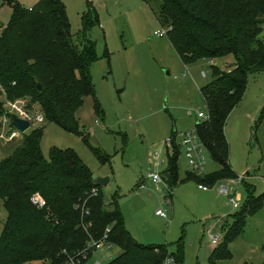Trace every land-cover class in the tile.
Segmentation results:
<instances>
[{
	"label": "rangeland",
	"instance_id": "1",
	"mask_svg": "<svg viewBox=\"0 0 264 264\" xmlns=\"http://www.w3.org/2000/svg\"><path fill=\"white\" fill-rule=\"evenodd\" d=\"M17 1L31 8L39 0ZM63 2L73 34L83 27L82 16L88 8L98 18L89 30V38L96 42L97 49V58L90 68L95 94L85 96L76 112L79 130L86 140L46 119L25 133L43 127L41 149L46 159L54 147L70 148L91 169L95 179L108 177V183L100 186L106 207L111 208L115 197L127 230L138 242L163 245L175 254L180 252L183 264H210L211 249L217 246L210 235L219 234L220 241L224 240L225 231L250 195L264 193V148L259 141L264 70L249 74L247 90L227 122L230 162L238 178L222 180L208 190L200 189L191 178L179 182L170 194L165 181L156 183L149 175H162L167 167L174 129L179 144L180 179L193 172L179 136L195 129L197 111L207 110L201 89L213 80V66L224 71L237 68L234 56L184 63L170 42L167 28L158 19L161 0ZM12 13V6L0 0V25H6ZM161 31L166 34L158 35ZM259 37L264 40V24ZM16 99L26 100L32 112L44 116L39 103L32 101L29 94L9 97L0 86L4 111ZM2 122L0 116V135ZM9 129L6 124L4 130ZM22 142L23 133L12 140L0 137V160ZM205 155V173L209 174L219 164L208 151ZM223 185L240 196L239 209L219 193L218 188ZM168 197L171 203L167 202ZM158 210L165 211L167 217L157 215ZM6 217L0 200V234ZM229 249L228 258L218 264H264V206L247 217L243 233ZM122 251L118 244L111 250L97 249L86 264H108Z\"/></svg>",
	"mask_w": 264,
	"mask_h": 264
},
{
	"label": "trees",
	"instance_id": "2",
	"mask_svg": "<svg viewBox=\"0 0 264 264\" xmlns=\"http://www.w3.org/2000/svg\"><path fill=\"white\" fill-rule=\"evenodd\" d=\"M3 1L13 13L6 25H0L1 88L9 97L29 94L47 121L86 140L76 112L85 96L95 94L90 68L97 49L89 30L97 15L88 8L83 27L73 34L63 0H39L31 8L17 0ZM158 19L184 63L228 55L237 62V68L229 71L213 66V80L201 89L208 117L198 120L195 129L219 168L202 176L188 172L180 179L174 129L162 172L169 193L191 178L210 187L236 179L225 128L247 90L249 74L264 70V40L259 37L264 0H161ZM4 114L0 102V116ZM42 135L43 127L23 133V142L0 160V200L7 211L0 234V264H67L71 257L86 264L92 256L89 242L100 239L108 227L110 241L123 250L108 264H164L169 255L175 256L174 264H183L182 253L142 244L130 234L116 198L107 208L91 169L72 149L54 147L46 159ZM94 189H99L98 195H93ZM36 193L44 198L43 207L33 203ZM263 206L264 193L250 195L224 240L211 251L210 264L228 258L229 245L243 233L247 217ZM89 222L91 226L85 227Z\"/></svg>",
	"mask_w": 264,
	"mask_h": 264
},
{
	"label": "built area",
	"instance_id": "3",
	"mask_svg": "<svg viewBox=\"0 0 264 264\" xmlns=\"http://www.w3.org/2000/svg\"><path fill=\"white\" fill-rule=\"evenodd\" d=\"M158 35L162 36L163 34H166L164 31L157 33ZM205 75V74H204ZM14 114L17 115L18 117L25 119L30 122V127L35 124V123H41L45 120V117L43 114H36L32 112L29 107L28 103L24 99H16L13 101H10L8 103V107L5 111V114L2 116L3 118V131L0 135L1 138H5L7 140H12L15 138H19L22 134L21 131L18 129L12 127L9 124V115ZM197 118L200 119H206L207 113L206 111H197L196 112ZM8 124L10 126L9 132L4 130L5 125ZM179 137H181V146L185 148V154L189 160L190 167L192 171L199 175L202 176L205 174V166H206V155L205 152L207 151L203 141L200 139L196 129H191L189 131H186L182 133ZM178 141V140H177ZM168 142H171V139H168ZM172 143H170L169 146H171ZM150 178H152L156 183H159L161 181H164L162 178V175L156 173H152L149 175ZM199 188L203 190H208L210 186H206L203 184H199ZM219 193L222 195H225L228 197L229 201L232 203L233 207L235 209H238L240 207V196H236L232 191L231 188L227 185L220 186L218 188ZM98 192V189L93 190V195H96ZM171 194V193H170ZM32 201L34 204L43 207L45 205V200L39 196L35 195L32 197ZM167 202L171 203L172 200L170 197L167 198ZM85 210V209H84ZM158 215L162 217H167V214L163 210H158L156 212ZM88 214V212H86ZM91 226V223L89 222L85 227ZM111 231V228L108 227L103 234V236L100 239H92L89 244L87 249L90 250L92 253L96 251L97 249H105V250H111L112 246L114 245L110 239H109V233ZM210 240L213 244L218 245L220 241V236L219 234L216 235H210ZM86 255V252L85 254ZM87 256V255H86ZM176 262L175 256L169 255L166 260L164 261V264H174ZM67 264H80L79 261H75L74 258H69V262ZM97 264H101L100 261L97 262Z\"/></svg>",
	"mask_w": 264,
	"mask_h": 264
},
{
	"label": "water",
	"instance_id": "4",
	"mask_svg": "<svg viewBox=\"0 0 264 264\" xmlns=\"http://www.w3.org/2000/svg\"><path fill=\"white\" fill-rule=\"evenodd\" d=\"M39 89H42L41 84L39 83ZM9 124L21 131L22 133H25L30 128V122L18 117L17 115L11 114L9 115ZM109 178L108 177H98L94 180L95 185L102 186L108 183Z\"/></svg>",
	"mask_w": 264,
	"mask_h": 264
},
{
	"label": "crops",
	"instance_id": "5",
	"mask_svg": "<svg viewBox=\"0 0 264 264\" xmlns=\"http://www.w3.org/2000/svg\"><path fill=\"white\" fill-rule=\"evenodd\" d=\"M230 117V116H229ZM229 117H228V120H229ZM228 120H227V122H228ZM261 126H262V128H261V133H260V143H261V147H263L264 148V116H263V120H262V124H261ZM226 127H227V124H226ZM225 133H226V128H225ZM252 135H253V133H252ZM251 138H252V136H251ZM228 139V138H227ZM228 141H229V139H228ZM259 141H258V144H259ZM230 143V142H229ZM158 215V214H157ZM160 216V215H159ZM213 249H211V251H212Z\"/></svg>",
	"mask_w": 264,
	"mask_h": 264
}]
</instances>
